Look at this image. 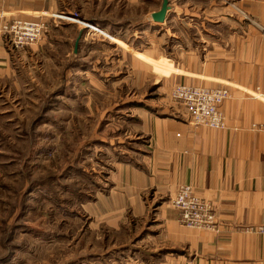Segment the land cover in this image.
I'll list each match as a JSON object with an SVG mask.
<instances>
[{
  "label": "crops",
  "instance_id": "0c3cea01",
  "mask_svg": "<svg viewBox=\"0 0 264 264\" xmlns=\"http://www.w3.org/2000/svg\"><path fill=\"white\" fill-rule=\"evenodd\" d=\"M161 3L0 0V14L8 22L51 14L72 18L46 19L47 32L52 26L65 34L52 38L46 32L39 45L48 40L68 46L66 56L74 59L89 57L97 39L93 37L101 36L89 26L103 32L112 50H126L119 45L123 43L139 60L155 58L152 44L137 53L135 42L159 27L168 40L161 49L167 60L155 68L168 71L173 62L160 87L163 92L176 84L225 87L229 97L220 107L225 128L219 131L192 127L167 95L154 104L128 102L134 110L123 133L130 137V146L107 174L104 199L96 204L106 212L101 223L116 231L129 217L131 222L150 223L140 241L147 251L139 250L128 264H264V234L256 232L264 226V36L238 14L264 27V0H172L164 23L155 24L150 15ZM26 56L30 54L25 50L12 51L0 36V90L2 82L18 80L17 62ZM8 89L5 85L4 92ZM181 185L193 187L213 205L218 232L180 224L169 200ZM157 202L160 206L150 215L148 205Z\"/></svg>",
  "mask_w": 264,
  "mask_h": 264
},
{
  "label": "rangeland",
  "instance_id": "374dc122",
  "mask_svg": "<svg viewBox=\"0 0 264 264\" xmlns=\"http://www.w3.org/2000/svg\"><path fill=\"white\" fill-rule=\"evenodd\" d=\"M50 28L45 33L52 38L65 34ZM162 31L135 42L137 53L155 47V58L145 55L144 61L123 43L126 50H112L103 34L93 37L89 57L74 59L66 56L68 46L39 45L44 33L25 50L30 56L17 62L18 80L1 83L0 264H128L147 251L140 241L149 222L129 217L116 231L101 223L106 212L96 203L130 146L123 133L134 110L128 102L170 99L173 86L160 87L173 62L168 71L155 68L166 59ZM159 206L148 205V213Z\"/></svg>",
  "mask_w": 264,
  "mask_h": 264
},
{
  "label": "built area",
  "instance_id": "2783aa9c",
  "mask_svg": "<svg viewBox=\"0 0 264 264\" xmlns=\"http://www.w3.org/2000/svg\"><path fill=\"white\" fill-rule=\"evenodd\" d=\"M3 17L0 14V36L14 52H22L37 44L48 28L47 20L73 21L72 18L62 14H51L35 21L15 19L8 22L3 21ZM243 17L264 36V27L249 20L245 14ZM89 28L93 32L103 34L102 31H96L92 26ZM169 95L171 101L184 110L188 124L192 127L218 131L225 128V118L220 109L222 103L229 97V92L225 87L207 88L176 84ZM169 204L178 212L179 222L183 227L218 232V221L213 205L199 197L193 187L179 186L174 196L170 198ZM256 232L264 234V226L257 228Z\"/></svg>",
  "mask_w": 264,
  "mask_h": 264
},
{
  "label": "water",
  "instance_id": "95a60500",
  "mask_svg": "<svg viewBox=\"0 0 264 264\" xmlns=\"http://www.w3.org/2000/svg\"><path fill=\"white\" fill-rule=\"evenodd\" d=\"M172 0H162L161 7L157 12H154L150 15L151 20L155 24H162L164 23L166 19L167 12L169 11V2ZM78 41V40H77ZM77 42L74 45V48L76 49Z\"/></svg>",
  "mask_w": 264,
  "mask_h": 264
}]
</instances>
